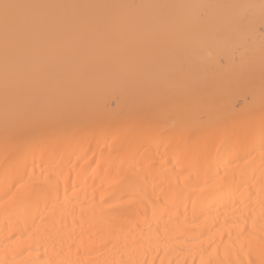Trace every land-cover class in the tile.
Instances as JSON below:
<instances>
[{
    "label": "bare ground",
    "instance_id": "1",
    "mask_svg": "<svg viewBox=\"0 0 264 264\" xmlns=\"http://www.w3.org/2000/svg\"><path fill=\"white\" fill-rule=\"evenodd\" d=\"M0 264H264V0H0Z\"/></svg>",
    "mask_w": 264,
    "mask_h": 264
},
{
    "label": "snow or ice",
    "instance_id": "2",
    "mask_svg": "<svg viewBox=\"0 0 264 264\" xmlns=\"http://www.w3.org/2000/svg\"><path fill=\"white\" fill-rule=\"evenodd\" d=\"M13 7L12 5H9L7 3H5L3 5V8H4V21H5V24L7 25L8 22H9V16H8V9Z\"/></svg>",
    "mask_w": 264,
    "mask_h": 264
}]
</instances>
